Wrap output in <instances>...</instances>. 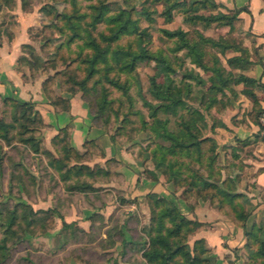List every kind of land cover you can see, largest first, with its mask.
<instances>
[{"label":"trees","instance_id":"1","mask_svg":"<svg viewBox=\"0 0 264 264\" xmlns=\"http://www.w3.org/2000/svg\"><path fill=\"white\" fill-rule=\"evenodd\" d=\"M62 1L68 4V7L62 10L64 18L60 23H44L42 28L63 34L62 41L54 50L58 51L62 59L63 56L68 58L67 78L64 82L70 83L65 89L72 94L81 92V98L87 103L92 119L107 129V135L111 141L116 140L104 125L108 118L105 117L104 121L100 118L112 102L108 98L107 87L120 90L128 101L122 116L126 117L129 113L137 114L140 119V129L149 131L152 136L160 139V142L154 141V147L150 149L153 166L162 167L168 179L177 187L185 186L182 190L184 198L204 200L206 193L210 192L209 203L216 206L235 225L243 228L244 221L250 215L253 206L248 202L246 195L228 186L226 178H221L219 168H214L212 162L218 158V153L214 151L215 142L210 136H201L200 130L205 123L206 111L208 112L217 105L223 107L227 104V93L224 91L228 90L230 94H233L234 89L225 83L228 79L232 85L241 84L240 91L252 102L250 112L253 115V121L259 125V114L264 112V108L261 109L258 105L256 90H262L264 83L249 76L246 70L258 64L262 68L259 77L264 79V60L254 62L243 41L234 43L229 38L228 40L220 37L214 38L198 31L195 32V39H192L190 31L180 27L173 30L158 28L164 37L172 41L173 46L165 47L166 51L159 47L152 50L149 43L152 37L150 25L155 22L156 16L162 17L163 23H168L174 18L176 12H180L181 20L191 25L198 24L206 28L214 23L232 31L240 22L239 12L247 10V6L226 9L220 2L209 0H140L138 7L132 0H119L117 3L106 0H83L85 1L84 6L80 4L82 0ZM55 2L59 0L44 2L39 10L50 13L54 10L51 3ZM157 5H160V8ZM142 22H145L144 26L141 25ZM100 25L101 28L98 27ZM125 36L133 38L121 43V38ZM71 44L75 45L73 49H70ZM63 45L68 48L69 52H73V55H62L61 52L59 54ZM22 46L29 47L24 44ZM205 46L210 49L216 47L217 50H206ZM227 52L230 54L227 55ZM218 54L225 59L227 67L222 65ZM185 58L196 68L183 66ZM147 60L154 61L155 69L160 74L159 78L157 73L147 76L146 89L153 100L145 97L138 79L134 77L139 64ZM16 62L19 68L26 66L28 71L38 64L37 57H33L30 61L23 55L17 57ZM71 63H74V66L67 71ZM196 69L202 74L206 73V77L203 78ZM76 71L83 75L78 77ZM121 73H129L134 77L136 94L142 101L141 106L146 109L147 118L150 121H146L140 112L131 110L133 97L129 92V82L126 78H120ZM55 75L60 74L57 72ZM25 76L24 74L23 77ZM50 79L46 77L41 80L42 91L52 106L66 109L69 104L68 98L53 96L46 83ZM88 82H90L89 85ZM96 83L99 84V91L95 107L91 109L89 106L91 103L85 100L84 96L93 91ZM192 86L198 88L196 93H193ZM1 100L12 108L10 120L0 118V139L8 143L11 139V129L17 128L18 123L19 141L23 144L30 143L34 151H39L41 139H34L30 135L23 136L31 132L30 125L33 122H43L39 113L29 102L20 103L11 97H2ZM192 100H195V106L192 105ZM158 113L166 117H159ZM112 115L114 120H117V110H113ZM168 116L177 117L176 131L168 128ZM259 127L262 128L260 125ZM69 133V126L65 125L51 137L50 144L58 155L54 157L48 149L43 148V152L49 157L46 163L61 180L74 178L66 185L68 191H92L96 189L91 183L92 179L91 181H80L79 178L86 176L91 178V175H102L105 172L99 165L89 168L81 163V158L85 154L79 153L70 146ZM206 142L209 144L207 148L209 154L205 157L207 159L206 174H197L189 167H182L184 163L179 161L178 155L182 152L194 154L195 161L199 163L203 160L204 154L202 144ZM235 142L250 143L244 138H237ZM230 148L235 150L233 146ZM143 198L151 207V217L146 230L149 234L148 246L143 248L140 254L146 264H217L215 257L211 255L210 246L205 243L204 239H195L192 246L188 243V234L195 233L201 225L200 222L191 220L174 203L154 192L149 191L144 194ZM243 201L248 202V206H245ZM40 211L48 215L53 212L52 209ZM38 212L27 204L17 202L6 218L1 220L0 262L6 257L8 234H16L19 241L30 236L26 229H23L21 234L13 229L12 226L18 215L24 219L25 226H30ZM243 231L245 257L241 264H264V221L258 225H252L249 229H243ZM121 243L123 247L127 243L124 236L121 238Z\"/></svg>","mask_w":264,"mask_h":264},{"label":"rangeland","instance_id":"2","mask_svg":"<svg viewBox=\"0 0 264 264\" xmlns=\"http://www.w3.org/2000/svg\"><path fill=\"white\" fill-rule=\"evenodd\" d=\"M109 2H119V0H106ZM136 7L139 6L140 0H132ZM50 3V0H0V38L2 36L8 35L11 37L12 28L17 24V13L14 12L18 7H21L22 11L31 12L29 17H33L26 23V34L28 40L24 45H29L23 47L21 45L20 52L21 55L25 56L28 60H32L33 57H37L38 64H35V67L29 71L26 78H32V76H40L42 79L51 78L48 80L47 87L49 91L52 92L53 96H62L61 92H69L65 88L70 82H64L67 78L66 68L68 58L58 55L54 48L57 44L60 43L63 39L62 33L50 32L46 28H42V24L48 22L60 23L61 19L64 18L62 10L64 7H68V4H65L62 0L59 2L51 3L54 6V10L50 13H45L40 11L39 8L42 3ZM87 2V1H86ZM82 6L85 5V1H80ZM160 8V5H157ZM162 17L156 16L155 22L150 25L151 31V42L149 43L150 49L154 50L159 47L163 51H166L167 46H173L172 41L168 40L163 36L161 31L158 28L162 27L168 30H173L176 27L186 29L190 31V36L192 39H195L196 33L201 32L203 35H208L214 38H225L226 40H233L235 42L243 41L247 36L250 41L253 39L250 38L249 31L241 29V22L237 24L236 28L232 31L227 30L226 27H219L214 23L210 24L206 28H202L198 24H189L181 20L182 15L180 12H176L174 18L168 23L162 22ZM142 26L145 25V22L141 23ZM101 28L102 26H98ZM41 30V31H40ZM40 31V32H39ZM264 36V31L262 32ZM48 37V40L46 38ZM132 36H125L121 38L120 42L125 43L130 40ZM133 38V37H132ZM46 41V42H45ZM75 47L74 44H71L70 49ZM206 50L216 51L217 48H208ZM250 51V57L257 62L258 60H264V42L256 48L253 45L248 49ZM62 55H73V52H69L68 48L64 45L61 46L59 50ZM180 53V52H179ZM227 55L230 52L226 53ZM20 55V56H21ZM171 56V54H168ZM222 62V65L227 67L225 59L221 55H217ZM186 59V58H185ZM258 65V64H255ZM251 66L250 69L246 70L249 74L255 76L258 73V69L254 66ZM74 66V63H71V66L67 71ZM183 66H191L188 59L184 61ZM28 69V68H27ZM262 69V68H261ZM22 70H26V66L22 67ZM201 73L200 70L196 69ZM257 70V71H256ZM58 72L60 75H55ZM78 77L82 76L83 73L76 71ZM262 72V71H261ZM157 73L159 78V73L155 69V63L153 60H147L139 64L136 69L135 78L138 79L141 86L142 92L146 98L153 100L150 94L147 91V76ZM202 74V73H201ZM97 75V74H95ZM94 75V76H95ZM129 73H121L120 78H126L129 82V92L133 97V102L131 104V110L140 112L142 117L146 121H150L147 118V111L143 108L142 101L136 94L137 89L134 85V77L130 76ZM206 73L202 74V77H206ZM56 76V77H55ZM91 81V80H90ZM264 82V80H263ZM227 86L235 90V84L232 85L230 80L225 82ZM90 82H88V85ZM99 84H94L93 91H90L88 95L84 96L85 100L90 102L91 109L95 107V100L98 95ZM194 92L198 90L197 87L192 86ZM109 90L108 98L112 100L110 105L104 110L101 115V120L104 121L107 117V122L105 121L104 125L110 130L113 134L114 140H116L121 145H124L126 149L132 150L135 157L141 160V174L149 173L146 169V166H153V159L150 157V149L153 146L154 141H159L156 137L152 136L151 132H146L140 129V119L138 115H133L129 113L126 117L122 116V113L126 110V104L128 101L126 97L121 94L120 90H115L111 87H107ZM224 92H228L225 90ZM260 94L258 99L264 98V88L262 90H256ZM81 93V92H77ZM229 93V92H228ZM230 94V93H229ZM250 100V99H249ZM264 100V99H263ZM251 101V100H250ZM192 105L195 106V100H192ZM229 104V102H226ZM259 105V104H258ZM110 106V107H109ZM241 107V105L239 106ZM11 108L9 104L3 103L0 99V118L5 120H10ZM216 112L221 110L220 105L215 107ZM117 110L116 118H113L112 112ZM210 109L208 112H205V123L200 130L201 136H209L210 130H212L211 125L218 123V115H215ZM250 109H244L242 111H236L231 115V122L235 126H240L244 131L242 133H247L244 136V139L248 140H264V121L260 120L261 114H259L258 122L262 128L257 125L252 118V113ZM223 113L222 110L219 114ZM217 114V113H216ZM159 117L165 118L166 116L162 113H158ZM176 118L168 116L169 123L168 128L176 131L178 125L176 124ZM99 120V119H97ZM263 122V124H262ZM31 132L23 136L30 135L34 139H47L49 142L41 141L39 151H34L33 146L30 143L23 144L19 141L18 129L20 127L17 123V128L11 129V139L6 143L0 139V224L1 220L6 218L8 212L13 208L15 203H22L31 206L33 210H38V214L35 216V220L32 221L30 226H25L24 219L21 218V215H18L17 220L13 224V229L16 233L21 234L22 230L26 229L30 233V236L26 237L24 240H18L16 234H8V239L6 240V257L3 259L0 264H146L141 257V251L143 248L148 246L149 234L146 232L149 220L151 217V207L146 203L143 196L140 200L142 205L137 204L136 200L134 202L137 204L134 212L137 211L138 214L133 215L128 213L125 218L123 214L126 212V208L122 207V203L127 199H124L121 195L114 193L113 197H108L105 195V200H113L116 202L115 207L111 212L105 217L104 214L100 212L99 216H94L96 212H93L89 216L87 223L83 226H79L75 221L68 223H62L63 213L68 212V205L64 202L67 201V195H71L73 192L66 189V185L71 183L74 178L71 180H61L56 172L47 165L49 157L43 152V148L48 149L52 156L57 157L56 151L50 144L51 137H47L44 132L46 131V126L43 122L35 121L31 125ZM254 128V129H253ZM255 131H250V130ZM240 135H243V134ZM46 136V138H45ZM231 138L237 139L238 137L230 135ZM211 137V136H210ZM250 143L242 144L235 142V150L230 147H218L215 146L214 151L218 153V158L212 162L214 168H219L221 178H226L228 186L231 187L234 191H239L244 195L247 194L244 191L248 190V185H252V178L254 173L251 172L248 162L244 159L247 156V153H250L252 149ZM203 145V160L199 163L195 161L194 154H188L182 152L178 155L179 161L184 163L182 167H189L191 170L197 174H206L207 166L205 158L209 151L208 142ZM207 150V151H206ZM83 158H81V163L86 164L91 167L95 165H101V162L97 160L100 156V150L95 147L93 144L86 146V150L83 151ZM113 161H107L103 166H100L105 173L99 176L91 175V178L82 177L79 180H90L92 179L93 185H98L103 179H111L109 176L110 170H112ZM157 171H163L162 167L156 168ZM166 175V174H165ZM105 179V180H106ZM102 180V181H103ZM216 180V179H214ZM172 183V182H171ZM219 183V181H218ZM173 189L177 195L183 196L182 190L185 186H176L172 183ZM96 189L92 191H86L93 195V198H98L101 200L99 190H101L103 185L95 186ZM64 188V193L61 195L60 191ZM109 193V192H107ZM111 194V193H110ZM210 192L206 193L204 201L206 204H210ZM123 199V200H121ZM133 202V199H130ZM76 203H80L79 200L75 199ZM244 202L245 206H248V202ZM43 209H52V214L43 213L40 210ZM19 210H22L19 208ZM49 216V217H48ZM122 219V220H121ZM27 220V218H26ZM60 220V221H59ZM261 223V222H260ZM67 224V225H66ZM2 225H0V238ZM195 233L188 234L187 240L188 243L192 246L193 241L197 238L194 237ZM128 238L127 243L122 245L121 238L122 236ZM18 240V241H17ZM123 248V250H122ZM235 254V253H233ZM242 257H245V251L242 250Z\"/></svg>","mask_w":264,"mask_h":264},{"label":"crops","instance_id":"3","mask_svg":"<svg viewBox=\"0 0 264 264\" xmlns=\"http://www.w3.org/2000/svg\"><path fill=\"white\" fill-rule=\"evenodd\" d=\"M212 2H220L226 9L247 6V10L239 12L241 29L248 30L249 36L253 40L250 41L247 36L243 40V44L249 47L252 45L258 48L264 42V0H209ZM18 15L17 24L12 28V36H2L0 38V99L2 97H11L20 103L29 102L33 109L36 110L41 120H43L46 131L44 134L51 137L58 133L63 126H69L70 146L75 148L79 153L86 150V146L93 144L100 150V156L97 160L103 166L108 160H112L113 166L109 176L111 179H102L98 185L104 188L99 190L101 200L93 198L89 192L72 191L71 195L64 193L61 189V195L66 194L68 212L63 213L61 222L68 223L75 221L77 225L83 226L87 223L88 218L93 212L94 216H99L100 212L107 217L111 210L115 207L113 194L117 193L126 199L121 205L126 208L125 216L128 213L138 214L137 204L142 205L140 200L142 196L149 191L161 195L163 198L174 203L179 210L191 220L201 223L200 227L195 231V238L204 239L205 243L210 246L211 255L215 257L217 264H241L243 259L242 250L244 243V230L249 229L252 225H258L264 221V140H249L252 149L247 153L244 159L249 164L251 172L254 173L252 185H248L247 194L248 202L253 206L250 215L245 219L243 228L235 225L229 218L225 217L220 210L211 204H206L202 199L184 198L177 195L173 189L171 181L162 171H157L152 166H146L149 173L141 174V160L135 157L134 152L126 149L117 141H111L108 138V131L102 125L94 122L92 113L87 108V103L81 98L79 93L61 92L63 97L68 98V106L66 109H60L52 106L47 96L41 88L40 76H28V69L19 68L16 58L21 55L20 47L28 40L26 27L31 12H25L18 7L14 10ZM29 15V16H27ZM258 73L249 76L259 79L261 83V66L255 65ZM257 71V70H256ZM24 74L26 75L25 77ZM241 84H235L233 94L227 92V102L229 104L220 107L221 110L216 112L215 107L211 111L218 115V123L211 125L212 130L208 133L218 147H232L235 144L230 135L235 133L238 138H243L247 133H242L244 129L235 126L231 122V115L236 111L250 109L252 102L241 90ZM257 98L260 94L256 92ZM264 98L258 99L259 107L264 108ZM241 105V107H239ZM217 113V114H216ZM254 129V128H253ZM255 131V130H250ZM243 135H240V134ZM45 136V138H46ZM41 141L49 142L47 139ZM94 185V186H98ZM109 192V193H107ZM111 193V194H110ZM107 194V195H106ZM105 195L113 197V200H105ZM75 199L80 203H76ZM130 199H133L131 202ZM123 200V199H121ZM136 200L137 204L134 202ZM122 220V219H121ZM60 221V220H59ZM125 239L128 238L125 235ZM235 253V254H233Z\"/></svg>","mask_w":264,"mask_h":264},{"label":"built area","instance_id":"4","mask_svg":"<svg viewBox=\"0 0 264 264\" xmlns=\"http://www.w3.org/2000/svg\"><path fill=\"white\" fill-rule=\"evenodd\" d=\"M260 120H261V121H264V112L261 114V116H260ZM262 124H263V122H262Z\"/></svg>","mask_w":264,"mask_h":264}]
</instances>
